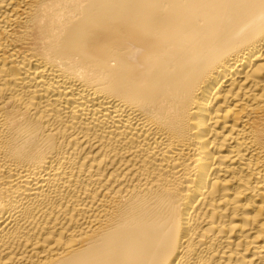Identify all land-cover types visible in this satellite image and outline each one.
Returning <instances> with one entry per match:
<instances>
[{
    "label": "bare ground",
    "instance_id": "obj_1",
    "mask_svg": "<svg viewBox=\"0 0 264 264\" xmlns=\"http://www.w3.org/2000/svg\"><path fill=\"white\" fill-rule=\"evenodd\" d=\"M0 264H264V0H0Z\"/></svg>",
    "mask_w": 264,
    "mask_h": 264
}]
</instances>
